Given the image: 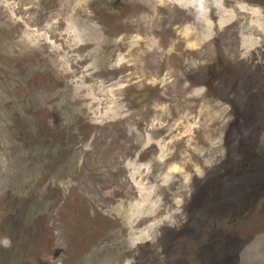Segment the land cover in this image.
Listing matches in <instances>:
<instances>
[{
	"label": "rangeland",
	"instance_id": "obj_1",
	"mask_svg": "<svg viewBox=\"0 0 264 264\" xmlns=\"http://www.w3.org/2000/svg\"><path fill=\"white\" fill-rule=\"evenodd\" d=\"M95 1L105 0H0V170L21 154L15 153L19 136L34 121L22 117L18 131L7 117L13 109L11 101L27 95L33 85H42L45 90L40 98L46 105L37 114L38 120L47 118L53 123L51 118L57 117L56 129L64 137L76 122L83 123V117L77 119L82 106L96 131L94 143L78 148L82 149L80 158L91 157L87 165L82 162V173L98 171L100 178L112 180L121 170V182L116 181V186L121 192L127 190L129 200L111 205L109 213L122 214L129 236L114 238L111 256L95 263L98 251L81 254L77 234L74 243L72 212L58 214L46 226L49 236H61L50 248L47 234H43L41 259L32 256L27 264H168L176 238L189 224L187 208L202 195L208 177L222 167L249 166V146L255 154L264 152V3H256L264 0H217L203 20L171 0H110L117 5L112 12L98 11ZM219 29L226 37V59L237 65L233 67L237 72L229 75L233 78L228 80L229 92L226 87V95L221 90L222 101L214 99L210 104L204 100L207 89L185 77L195 61L203 71L213 62L218 64L222 49L219 46L216 51L215 41ZM40 60L44 71L30 81L22 65ZM63 79L73 92L67 97L63 94L65 99L58 93L49 99L48 84L64 93ZM148 95L150 102L144 104ZM53 100L56 104L49 109ZM139 120L150 129H165L156 141L161 160L179 157L164 171L168 180L179 179L166 199L158 198L149 185L146 165L124 167L132 143L153 144L150 134L137 129ZM127 129L138 131L131 141ZM201 156L209 160L214 156L207 169L197 160ZM129 161L127 158V164ZM92 186L83 181L82 193L93 195ZM73 196L74 202L76 189ZM262 201L264 183L249 201L251 213L239 221L264 226ZM55 220L63 224L65 232L49 226ZM9 245L10 239L1 234L0 247ZM247 245L259 251L256 248L264 247V235H256ZM259 252L261 259L247 258L244 251L237 264H264V251ZM183 255L178 248L177 264Z\"/></svg>",
	"mask_w": 264,
	"mask_h": 264
},
{
	"label": "trees",
	"instance_id": "obj_2",
	"mask_svg": "<svg viewBox=\"0 0 264 264\" xmlns=\"http://www.w3.org/2000/svg\"><path fill=\"white\" fill-rule=\"evenodd\" d=\"M99 2H94L98 11L103 8L111 12L117 9V5L110 0ZM217 36L223 39L221 41L219 37V40L215 41L216 51H220L219 46L222 49L218 64L213 62L206 71H203L199 68L200 63L195 61L194 68L188 70L185 77L191 83L204 86L207 89L204 100L210 104L214 99L220 100L221 90L226 95L225 87L229 92L228 80H233L229 75L237 72L236 68H233L237 65L235 63L236 66L232 65L226 59L228 53L224 51L226 49L224 32L219 29ZM262 38L264 40V36ZM22 66L25 77L30 81L44 71L43 60L32 61ZM36 73L38 75H35ZM62 84L65 88L64 93L62 88L51 89L48 84L51 97L49 99H52L56 93L61 95L60 98L65 99L73 92L70 90L67 80ZM42 90H45L42 85L35 84L26 92L27 95L15 98L14 102L11 101L9 104L13 109L10 108L7 117L13 119V126L18 131L19 123L23 124L22 117L28 121L31 119L34 121L31 120V125L26 124L24 135L19 136L20 147L15 153L21 154L8 162L7 168L0 170V235L4 234L6 238L10 239V245L7 248L0 247V264H27L32 256L36 260H40L44 253V248L40 246L41 236L47 234L50 248L55 245V239L61 236V234H56L55 237L54 235L53 237L49 236L51 231L46 226L48 219L58 214L67 215L69 211L74 217L72 222L74 243H77L75 236L77 234L80 236L78 241L80 240L81 254L84 252L87 255L98 251V259L95 262L98 263L100 259L111 256L114 248L110 244L114 238H128L129 236L128 224L122 214L109 213L115 203L126 202L129 193L125 189L121 192L116 186V181L121 182V170L118 177L112 180L100 178L101 174L98 171L97 173L89 171V175L82 173V162L85 161L87 165L91 157L85 154L80 158V152H82L85 143L95 142L96 131L92 121L89 116L87 117L85 108L77 107V119L83 117V123L73 121L72 123L75 124H72L69 135L64 137V133L56 129L58 126L55 125L57 117L51 118L53 123H49L47 118L38 120L37 114L42 112L43 105H46V102L40 98ZM210 94H214V96ZM53 101L48 104L49 109L53 104H56V100ZM147 101L150 102L149 95L144 104H148ZM28 104L30 106L26 108ZM0 117H3L1 112ZM137 127L145 135L152 136L153 144L134 146L132 143L131 148L128 146L130 149L126 150L124 167L127 168L133 164L146 165L148 167L146 177L149 180V185L158 198L166 199L169 191L178 186L179 179L168 180L164 171L169 162L174 163V160L178 161L179 157L173 156L164 161L160 159L156 141L161 134L165 133L164 128L150 129L142 120L138 121ZM135 131L126 130L129 141L132 140ZM73 142L78 143L79 146L74 147ZM126 142H123L124 146ZM24 146L26 150L21 151L24 150ZM246 151L247 154H250L246 161L248 164L251 162L249 166L222 167L216 170L217 172L208 177L202 195L198 194V198L193 199L189 204L187 208L189 224L176 238L173 246L174 253L171 251L167 257L168 264L178 263L176 256L178 248L179 250L183 249L186 255L179 258L180 264H237L240 254L243 256L244 251L247 258L253 255V258L261 259L259 251H264V247L258 246L256 249L259 251H257L254 246L249 248L247 244L256 235H264V226L256 227L255 224L253 225L254 221L242 222L239 221V218H244L251 213L249 201L257 187L264 183V160L261 158L264 157V152L261 153L262 156L255 154L250 146ZM213 157L209 160L207 156H201L197 160L203 167H206L204 169H207L208 163L213 160ZM127 158L130 159L129 164H127ZM83 181H86L87 184L92 182L94 186L91 189L95 191L93 195L82 193ZM75 189L77 197L73 202ZM197 200L200 201L199 204H197ZM260 203L264 204V201ZM245 206L249 208H245ZM260 207H264V205ZM198 208H200L199 212ZM49 226L55 230L59 229L58 233L65 232L64 226L59 220H55L54 224ZM122 248L117 249L121 250Z\"/></svg>",
	"mask_w": 264,
	"mask_h": 264
},
{
	"label": "clouds",
	"instance_id": "obj_3",
	"mask_svg": "<svg viewBox=\"0 0 264 264\" xmlns=\"http://www.w3.org/2000/svg\"><path fill=\"white\" fill-rule=\"evenodd\" d=\"M175 5L190 10L197 20H203L205 15L216 6L217 0H171Z\"/></svg>",
	"mask_w": 264,
	"mask_h": 264
},
{
	"label": "bare ground",
	"instance_id": "obj_4",
	"mask_svg": "<svg viewBox=\"0 0 264 264\" xmlns=\"http://www.w3.org/2000/svg\"><path fill=\"white\" fill-rule=\"evenodd\" d=\"M41 45V44H40ZM253 205V204H252Z\"/></svg>",
	"mask_w": 264,
	"mask_h": 264
}]
</instances>
